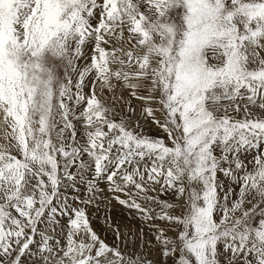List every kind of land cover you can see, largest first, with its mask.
I'll use <instances>...</instances> for the list:
<instances>
[{"label": "snow or ice", "instance_id": "snow-or-ice-1", "mask_svg": "<svg viewBox=\"0 0 264 264\" xmlns=\"http://www.w3.org/2000/svg\"><path fill=\"white\" fill-rule=\"evenodd\" d=\"M0 264H264V0H0Z\"/></svg>", "mask_w": 264, "mask_h": 264}, {"label": "rangeland", "instance_id": "rangeland-1", "mask_svg": "<svg viewBox=\"0 0 264 264\" xmlns=\"http://www.w3.org/2000/svg\"><path fill=\"white\" fill-rule=\"evenodd\" d=\"M109 214L112 215L113 219L116 221H120L122 219L126 221L127 215H128L127 210L122 209L121 206L116 205L115 202L113 201V203L109 205L108 207L101 206L100 211L97 213V216L100 217V219L94 220V223L99 225L100 228H104L105 225L103 223V218ZM102 234H105V233H102ZM106 234L109 237V239H111V233L107 232Z\"/></svg>", "mask_w": 264, "mask_h": 264}]
</instances>
